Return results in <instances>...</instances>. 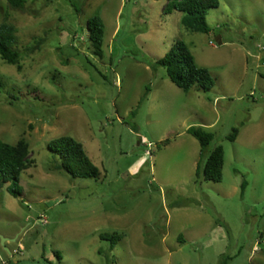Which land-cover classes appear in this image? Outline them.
<instances>
[{"label": "rangeland", "instance_id": "374dc122", "mask_svg": "<svg viewBox=\"0 0 264 264\" xmlns=\"http://www.w3.org/2000/svg\"><path fill=\"white\" fill-rule=\"evenodd\" d=\"M168 1L0 0L21 52L20 68L0 58V139H25L34 160L19 197L0 185V264H264V0H218L208 33ZM178 40L210 89L183 91L156 65ZM190 126L213 134L202 163L222 147L219 182L196 173ZM61 135L98 177L57 167L46 144Z\"/></svg>", "mask_w": 264, "mask_h": 264}, {"label": "trees", "instance_id": "16d2710c", "mask_svg": "<svg viewBox=\"0 0 264 264\" xmlns=\"http://www.w3.org/2000/svg\"><path fill=\"white\" fill-rule=\"evenodd\" d=\"M27 0H7L12 9L22 10ZM218 0H169L166 9L174 8L183 13L182 26L191 32L208 33L210 27L206 21L209 9L218 6ZM88 39L92 47L99 51L102 45L104 25L97 15L86 20ZM16 29L13 24L3 20L0 23V58L8 64L20 68L21 52L17 46ZM156 65L165 68L171 82L183 91H188L193 86L201 90H208L214 85V79L209 70L198 66L188 48L181 40L176 41L168 52L156 60ZM1 85V84H0ZM146 95L142 97L144 99ZM186 132L193 136L199 143V160L196 164V173L202 168L203 178L206 181L219 182L222 177L223 150L217 145L202 163L205 148L213 139V134L200 126H190ZM233 128L228 135L233 140L237 134ZM165 140L163 143H167ZM28 142L21 138L10 144L0 139V185H6V191L13 197H19L22 192L19 177L22 171L31 167L34 160L29 156ZM46 147L59 157L57 167L64 170L71 177L96 178L100 172L86 155L81 142L73 137L61 135L49 140ZM246 182L241 184L242 191ZM104 239L103 236H101ZM119 240L121 235L113 237Z\"/></svg>", "mask_w": 264, "mask_h": 264}, {"label": "water", "instance_id": "95a60500", "mask_svg": "<svg viewBox=\"0 0 264 264\" xmlns=\"http://www.w3.org/2000/svg\"><path fill=\"white\" fill-rule=\"evenodd\" d=\"M215 42L217 43V44H220L221 43V41H220V39H219V36H217L216 38H215ZM4 240V238H2V241Z\"/></svg>", "mask_w": 264, "mask_h": 264}]
</instances>
